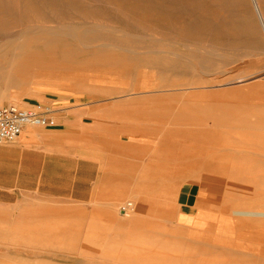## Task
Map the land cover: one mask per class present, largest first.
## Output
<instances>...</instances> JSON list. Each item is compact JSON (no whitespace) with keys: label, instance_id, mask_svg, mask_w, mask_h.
Instances as JSON below:
<instances>
[{"label":"rangeland","instance_id":"rangeland-1","mask_svg":"<svg viewBox=\"0 0 264 264\" xmlns=\"http://www.w3.org/2000/svg\"><path fill=\"white\" fill-rule=\"evenodd\" d=\"M38 102L91 108L134 170L108 174L94 197L7 198L0 264H264V217L235 214L264 212L253 0H0V108ZM186 181L210 209L193 226L176 221Z\"/></svg>","mask_w":264,"mask_h":264},{"label":"crops","instance_id":"crops-1","mask_svg":"<svg viewBox=\"0 0 264 264\" xmlns=\"http://www.w3.org/2000/svg\"><path fill=\"white\" fill-rule=\"evenodd\" d=\"M253 1L257 3L255 7L258 6L256 10L264 28L261 6L258 0ZM38 104L54 110L57 125H28L15 142L0 144V205L8 204L6 199L12 197L19 198L21 205L34 199L53 204L55 199L73 196L71 190H82L94 197L98 196L101 183L109 182L108 174L133 172L134 169H129L133 151L128 156L124 140L108 139L110 131L99 124L100 120L94 117L96 114L91 108H69L65 103L52 102ZM120 151L126 154L119 155ZM150 165L145 173L157 174L158 169L150 168L160 165ZM159 181L162 190L163 180ZM197 185L192 181L183 182L175 194L176 221L180 226H193L198 215L210 210L199 204ZM160 194L156 203L158 213L164 211L162 191ZM165 210L168 217L174 216L167 205Z\"/></svg>","mask_w":264,"mask_h":264},{"label":"built area","instance_id":"built-area-1","mask_svg":"<svg viewBox=\"0 0 264 264\" xmlns=\"http://www.w3.org/2000/svg\"><path fill=\"white\" fill-rule=\"evenodd\" d=\"M54 110L44 105L33 107H19L17 105H4L0 108V144L15 142L24 128L28 125L52 127L57 125ZM134 209L132 202L121 207L122 212Z\"/></svg>","mask_w":264,"mask_h":264},{"label":"bare ground","instance_id":"bare-ground-1","mask_svg":"<svg viewBox=\"0 0 264 264\" xmlns=\"http://www.w3.org/2000/svg\"><path fill=\"white\" fill-rule=\"evenodd\" d=\"M257 1H255V3H256ZM257 4V3H256ZM256 4H254V5H256ZM259 4V3H258ZM256 7H258V6H256ZM261 13V12H260ZM262 14V13H261ZM261 18V17H260ZM262 18H264V17H262ZM263 21V20H262ZM34 29V31H36V30H38V29H42V28H44V29H47L48 27L47 26H36V27H33ZM54 28V27H53ZM56 28V27H55ZM264 29V28H263ZM28 31H31L32 30V28H31V30H29V29H27ZM43 30V29H42ZM49 30H51V29H49ZM55 30V29H54ZM26 31V29L25 30H23V31H21L20 32V34H19V36L18 37H22V36H26L28 33L27 32H25ZM18 35V34H17ZM17 38V37H16ZM15 39V38H14ZM19 40V39H18ZM235 214H237V215H239V216H245V217H264V212H262V211H244V210H239V211H236L235 212ZM193 223V222H192Z\"/></svg>","mask_w":264,"mask_h":264}]
</instances>
